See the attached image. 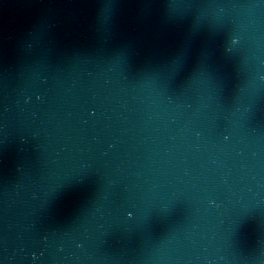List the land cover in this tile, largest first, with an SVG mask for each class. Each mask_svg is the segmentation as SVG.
<instances>
[{
	"label": "water",
	"instance_id": "95a60500",
	"mask_svg": "<svg viewBox=\"0 0 264 264\" xmlns=\"http://www.w3.org/2000/svg\"><path fill=\"white\" fill-rule=\"evenodd\" d=\"M0 264H264V0H0Z\"/></svg>",
	"mask_w": 264,
	"mask_h": 264
}]
</instances>
